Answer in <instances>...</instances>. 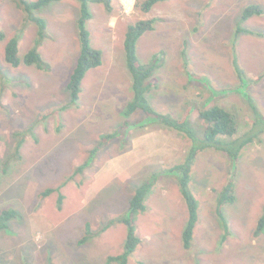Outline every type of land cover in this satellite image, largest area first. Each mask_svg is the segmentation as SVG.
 <instances>
[{
	"label": "rangeland",
	"instance_id": "374dc122",
	"mask_svg": "<svg viewBox=\"0 0 264 264\" xmlns=\"http://www.w3.org/2000/svg\"><path fill=\"white\" fill-rule=\"evenodd\" d=\"M143 1L112 0L111 11L91 3L92 41L104 62L87 73L81 97L72 105L68 82L81 48L80 2L61 0L37 12L48 22L40 48L51 66L46 71L5 61L8 39L23 29L24 57L34 46L38 25L26 20L16 0H1L0 29L7 39L0 42V213L12 208L19 216L0 230V264H119L108 259L124 251L127 227L118 219L151 177L156 182L147 210L137 218L142 241L128 264H264V233L255 234L264 210V135L238 161L237 199L223 207L230 223L226 239L216 198L232 161L216 149L199 154L191 185L201 202L200 220L193 246L186 249L188 207L176 173L166 169L184 160L191 139L158 123L122 129L132 95L126 31L130 23L158 17L156 30L138 42L142 61L163 52L150 91L153 107L177 117L190 110L195 124L196 108L224 104L239 114L241 134L251 122L238 91L242 83L264 113V15L241 24L252 32L235 31L243 9L254 3L264 7V0H163L150 12L137 6ZM235 60L252 80L242 82ZM145 117L132 115L134 121ZM114 131L118 137L92 156ZM64 182L59 208L58 191L41 194ZM112 219L116 222L106 228ZM88 223L92 237L81 243Z\"/></svg>",
	"mask_w": 264,
	"mask_h": 264
},
{
	"label": "trees",
	"instance_id": "16d2710c",
	"mask_svg": "<svg viewBox=\"0 0 264 264\" xmlns=\"http://www.w3.org/2000/svg\"><path fill=\"white\" fill-rule=\"evenodd\" d=\"M61 0H16L17 6L26 14V20L38 25L37 37L34 41V46L26 52L24 57L20 56V43L22 41L23 29L16 31L15 35L8 39L5 45V61L12 66L18 67L22 64L27 66H36L41 70H50L51 66L46 61L40 51L41 46L47 38L48 22L45 17L37 14L41 9L48 7L53 2ZM80 2V15L78 18V30L80 38V54L76 65L70 75L68 89L70 90V104L77 103L83 91V81L87 73L93 69L103 65V51L96 47L92 41V32L89 27V22L93 18L91 3L104 4L108 11L113 9L112 0H77ZM163 0H144L137 4L144 12H150L159 2ZM1 2V0H0ZM264 13V8L259 4H251L247 6L242 14L236 28V35L242 32H252L251 29L243 27L241 24L254 15ZM158 17L149 19H141L135 23L128 25L125 37L126 62L130 72L131 83V99L125 107V115L128 116L122 129H128L131 126L144 127L152 123L165 125V127L176 131L181 135H185L191 139V144L188 147L186 156L182 162H179L172 167L166 169L170 173H176L181 186V192L186 200L188 207V220L183 231V245L186 249L193 246L195 238V230L200 220V199L195 194L192 188V168L199 154L208 149H216L225 153L232 161V169L230 170L229 179L222 191H219L216 198V214L221 227L225 230L226 239L230 232V223L223 211L226 204L234 203L236 196V177L237 165L240 160L243 150L251 144L261 142L264 135V113L256 103L253 95L244 90L247 82L242 83L238 88L244 95L251 114V122L247 128L240 130L239 114L235 110H230L218 103L203 104L201 108L195 109L197 116V125L189 121L191 111H186L184 116L177 117L171 113L161 112L155 109L150 99V91L153 87V78L158 69L163 63V52L153 54L148 61H142L138 54V42L142 36L148 31L156 30ZM7 39L6 33L0 29V42ZM239 78L242 80H252L246 72L239 66L235 60ZM194 77V73H190ZM195 105V104H194ZM196 107L198 105H195ZM204 107V108H203ZM143 112L146 117L140 121H134L132 115ZM242 129V128H241ZM122 132V131H121ZM239 134V136H237ZM119 135V132H111L107 134L101 144L96 146L92 151V156L97 155L101 148L107 146ZM237 136V137H236ZM22 145V143H21ZM21 148V147H20ZM93 158V157H92ZM80 167V171L83 170ZM156 182V178L147 179L140 187L136 189V193L130 201L129 208L126 214L120 216L118 221H122L127 227V236L124 246V251L117 256L108 257L110 262H119V264H128L131 256L138 249L142 239L137 233V218L141 212L147 210L146 200L152 194ZM67 182L62 183L57 187L46 189L41 195L45 197L53 192H59V208H62L65 198L62 189ZM19 213L17 210L8 208L0 213V230L6 229L9 226V221L17 218ZM116 222L112 219L109 225ZM87 235L81 240V243L89 241L92 237V229L90 224H87ZM264 233V210L258 221L255 234Z\"/></svg>",
	"mask_w": 264,
	"mask_h": 264
},
{
	"label": "crops",
	"instance_id": "0c3cea01",
	"mask_svg": "<svg viewBox=\"0 0 264 264\" xmlns=\"http://www.w3.org/2000/svg\"><path fill=\"white\" fill-rule=\"evenodd\" d=\"M254 4H255V3H254ZM249 5H251V4H249ZM249 5H247V6H249ZM247 6H246V7H247ZM246 7H245V8H246ZM245 8H244V9H245ZM263 8H264V7H263ZM244 9H243V10H244ZM242 12H243V11H242ZM241 14H242V13H241ZM261 15L263 16V15H264V13H263V14H260V15H254V16H252L251 18H249L248 20H246L245 22H248L249 20H250V21H252V19H253L254 17H256V16H261ZM240 18H241V16H240ZM253 20H254V19H253ZM239 21H240V20H239ZM243 27H245V28H248V26H247V25H246V26H243ZM248 29H250V28H248ZM245 33H247V32H242L241 34H245ZM218 104H220V103H218ZM220 105H222V106H224V107H227V108H228V106H227V105H224V104H220Z\"/></svg>",
	"mask_w": 264,
	"mask_h": 264
}]
</instances>
